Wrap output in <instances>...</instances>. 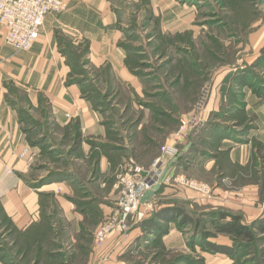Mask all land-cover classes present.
I'll use <instances>...</instances> for the list:
<instances>
[{
  "label": "rangeland",
  "instance_id": "1",
  "mask_svg": "<svg viewBox=\"0 0 264 264\" xmlns=\"http://www.w3.org/2000/svg\"><path fill=\"white\" fill-rule=\"evenodd\" d=\"M258 1L240 2L234 14L233 4L226 7L220 0H174L175 12L183 8L182 19L187 24L180 28L183 31H166L162 18L152 14L149 1L133 4L112 0L121 36L117 46L125 52L130 74L140 80V93L127 87L117 88L113 93L110 82L105 89L100 82L102 69L97 72L90 65L88 40L68 28L56 32L58 46L70 68L66 84L79 85L83 97L96 109L102 113L108 111L118 135L123 128L128 129L126 126L119 129V116L126 113L133 122L129 134L142 124V118L147 120L142 128L148 132L155 128L166 130V137L169 136L177 150L178 165H173L171 179L147 203L151 206L145 210L141 205L143 216L132 217L125 232L111 233L102 246L96 245L95 233L108 216L94 211L96 197L86 198L93 201L94 209H85L91 224L86 230L78 227L68 230V236L73 237L67 243L60 235L56 242L52 241L57 238L54 233L59 234V225H52L55 214L46 216L53 234L51 240L47 238L43 242L46 264H205L215 254L219 259L228 258L232 264H264V236L257 235V240L244 242L217 234L212 228L220 221V212L240 215L247 225L264 219V144L256 137L248 139L249 133L256 129L257 115L246 111L249 95L255 99L253 106L264 103V53L260 52L264 44L261 49L248 48L264 42L263 39L253 43L254 36L264 29V3L260 5ZM4 85L5 100L17 111L22 132L28 133L31 145L39 150L36 155L32 153L30 163L35 164L36 172L47 171L36 182V188L54 181L65 183L71 175L68 163L74 146H68L73 130L50 127L53 121L45 99L36 106L12 82ZM179 132L181 137H177ZM164 142L158 143L160 153ZM223 142L227 143L223 145ZM233 143L251 145L252 155L245 165L232 161L229 146ZM188 144L190 147L184 154L183 148ZM38 158L49 161L50 165H38ZM89 158L93 160V156ZM119 171L118 167L115 174ZM178 177L205 186L207 193L178 184L175 182ZM246 185L250 186L246 189L249 193L243 191ZM59 192L49 191L41 197L48 202ZM81 195L73 197L81 199ZM161 202L162 206L179 208L195 224L176 220L159 223V230L153 234L142 229L139 223L149 218ZM253 209L260 213L253 215ZM15 231L0 213V259L14 258L15 263L35 264L33 250L28 249L30 252L25 254L24 247L11 244ZM210 244L231 249L232 255L211 252Z\"/></svg>",
  "mask_w": 264,
  "mask_h": 264
},
{
  "label": "crops",
  "instance_id": "2",
  "mask_svg": "<svg viewBox=\"0 0 264 264\" xmlns=\"http://www.w3.org/2000/svg\"><path fill=\"white\" fill-rule=\"evenodd\" d=\"M62 1L68 4V11L46 17L39 38L29 52L16 53L6 46L3 42L5 28L0 25V206L16 230L11 241V244L16 246L17 243L24 246L31 241H39L31 240L27 233L35 231L34 229L42 224L43 211L46 214L48 212V216L55 214L56 220H53L52 225H59L57 227L59 234L54 233L57 238H51L52 241L56 242L60 236L66 243L69 241L68 238L72 240L73 235L69 234L71 236L69 237L68 230L76 227L86 230L91 224L88 222L90 214L85 209L94 208L93 201L89 202L86 199L88 195L98 198L94 199L97 200L94 211L101 216H109L118 198L116 188L118 173L115 174L118 167L128 160L147 167L160 154L158 143L162 141H165L163 145L172 143L170 139L168 140L169 136L166 137V130L155 128L148 132L147 128H142L144 127L142 124L147 121L145 118L140 119L142 124L134 128L133 134H129V129L123 128L115 137L113 134L116 133V125H113L109 112L102 113L96 109L83 97V90L79 85L66 84L70 68L67 57L62 53L56 40V32L62 28L77 31L88 40L90 65L97 72L102 69L104 75L100 77V82L105 89L108 82L112 84L110 90L113 93L117 88L124 90L126 87L140 93L142 87L140 80L132 76L125 65L124 50L117 46L121 36L116 26L117 19L112 0ZM147 1L150 2L152 14L162 18L163 30L166 28V31L174 29L183 31L181 29L187 24V20L182 19L185 11L181 8L175 12L174 0ZM125 2L138 4L141 0ZM254 37L253 43L262 41L264 29ZM263 44L264 42L258 46L251 44L248 48L261 49ZM106 66L109 67L108 70ZM5 82H12L15 87L26 92L31 103L36 106L41 99H45L50 106L48 108L50 120L53 121L50 127L56 126L60 130L62 127H70L72 130L73 125H78L77 146L74 144L76 140L74 134L70 136L72 142L68 147L75 146L76 151L70 156L68 169L71 175L64 181L65 183L54 181L55 183L41 189L36 188V182L41 180L47 171L36 172L33 162L29 163L25 158H20L23 150L28 149L29 154L35 155L39 150L31 145L28 133L22 132L17 111L7 104ZM246 101L247 113L249 111L252 115H257L256 129L249 133L248 139L256 137L264 144V103L253 106L255 99L251 95L247 96ZM128 117L130 116L126 114L124 118ZM126 127L129 128L128 124ZM143 131L147 133L144 134ZM226 143L223 142V145ZM250 146L249 143L230 144L232 161L245 165L252 155ZM90 156H93V160L89 158ZM39 158L38 165H50L49 161ZM172 160L166 158L160 170L163 172ZM6 170H12L13 173L8 174ZM57 171L60 170H55ZM172 175L173 166L166 181L170 180ZM248 187L250 186L243 187L245 193H249V189L246 190ZM57 189L60 192L54 194L52 201L47 202L41 197L49 191L56 193ZM251 193H254V189H251ZM77 194H82L81 199H75L79 197ZM150 206L145 204L144 209L147 210ZM251 212L253 215L260 213L254 209ZM210 257L205 264H232L228 258L219 259L217 254ZM7 261L0 259V264H7Z\"/></svg>",
  "mask_w": 264,
  "mask_h": 264
},
{
  "label": "built area",
  "instance_id": "3",
  "mask_svg": "<svg viewBox=\"0 0 264 264\" xmlns=\"http://www.w3.org/2000/svg\"><path fill=\"white\" fill-rule=\"evenodd\" d=\"M67 8L62 0H0V25L5 28L3 42L17 53L29 52L38 40L45 19L50 14H59ZM184 129V127L181 129ZM179 132L177 137H181ZM178 156L174 142L161 148L160 155L149 167L136 164L128 160L120 167L116 176L118 198L115 207L107 220L95 233V243L102 246L113 232H125L132 217L140 219V198L150 189V181L157 182L162 174L160 165L166 157ZM21 159L32 161V154L28 149L20 154ZM12 174V170H6ZM175 182L190 189L206 194L205 186L197 185L193 181H186L184 177L176 178Z\"/></svg>",
  "mask_w": 264,
  "mask_h": 264
},
{
  "label": "trees",
  "instance_id": "4",
  "mask_svg": "<svg viewBox=\"0 0 264 264\" xmlns=\"http://www.w3.org/2000/svg\"><path fill=\"white\" fill-rule=\"evenodd\" d=\"M220 1L225 6L226 5L228 6L229 4H233V9H232L233 13L237 14V10L239 9L238 4L240 2L243 3V2H246L249 0H220ZM230 2H232V3H230ZM260 52L264 53V48L261 49ZM126 114H124L123 116H119V119H118V121H120L119 129L124 127L125 125L127 126V124L129 126V128H128L129 130L133 128L132 127L133 122L131 121V118L130 117L124 118ZM125 120H128V121H125ZM72 130H73L72 134H74V138L76 139L74 144H76V146H77V143H78L77 139L79 138L78 125H76V124L73 125ZM143 133L146 134L147 132L143 131ZM66 138H67V136L64 135L63 139L66 140ZM158 149H159V147H158ZM74 151H76L75 146H74V149L72 150V152H74ZM187 156L188 155H186L184 158H186ZM176 165H178V160L174 163V166H176ZM149 166H147V167H149ZM57 174H61V173H57ZM162 205H163L162 202L160 203V205H156L154 211L152 212V215L149 218H146L143 221H141V223H139L141 225L142 229L149 231L150 233L152 232V234H153L159 230V228H160L159 223L169 224V223H172L173 221L176 220V221H181L186 225H189V224L194 225L195 224V221H193L192 218H189L179 208L174 207V206H162ZM0 213L4 216V219H6V221L9 224H11L10 221L5 216V214L3 213L1 206H0ZM218 215H219L218 217H219L220 221L217 224L213 225V227H212L217 234H225V235L230 236L234 240L239 239V240L244 241V242L245 241L252 242L254 240H257V235L264 236V219L262 220V222H259L258 220H256V221H253L251 224L247 225V224H243L240 215L231 214V213H227V212H220V213H218ZM46 216H48V215L43 211V222H42V224L39 225L38 228H35L34 229L35 231H31L30 233L29 232L27 233L30 235L31 240L37 239V240H39L38 242L31 241L29 243H26V245L24 244V246L17 243L18 248L24 247L23 252L25 254L27 253V251H29L28 249L33 250L35 252V255H36V257L34 259L35 264H46V256L47 255H46V250L43 247V242L44 241L46 242L47 238H49L51 240L50 237H52V235H53L52 230H51V226H50V219H47ZM11 226H12V224H11ZM9 232L12 233L14 231L9 230ZM14 245H15V247H17L16 244H14ZM209 246L212 248L210 250L211 252L222 253V254H227V255H232V252H233L231 249L221 247V246H218L215 244H210ZM8 261L9 262L7 264H20L17 262L15 263L14 258L10 259ZM50 264H52V263L50 262Z\"/></svg>",
  "mask_w": 264,
  "mask_h": 264
},
{
  "label": "water",
  "instance_id": "5",
  "mask_svg": "<svg viewBox=\"0 0 264 264\" xmlns=\"http://www.w3.org/2000/svg\"><path fill=\"white\" fill-rule=\"evenodd\" d=\"M259 4L261 5L262 3H264V0H259L258 1ZM190 147V144H188L187 146H185L183 148V153H187L188 149ZM177 161V158H174L171 163L165 168V170L162 172L161 176L159 177V179L157 180L156 183H154L153 181H150V189L147 190L146 192H144V194L141 196L140 198V205H145L148 202H150L156 195L157 193L161 190L162 185L165 183V181L167 180L172 166L174 165V163Z\"/></svg>",
  "mask_w": 264,
  "mask_h": 264
}]
</instances>
